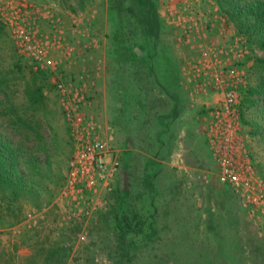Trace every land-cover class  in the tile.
Here are the masks:
<instances>
[{
    "label": "rangeland",
    "instance_id": "374dc122",
    "mask_svg": "<svg viewBox=\"0 0 264 264\" xmlns=\"http://www.w3.org/2000/svg\"><path fill=\"white\" fill-rule=\"evenodd\" d=\"M111 1L113 0H82V2L78 0H0V23H2L0 30V148H3L0 168H11L10 161L5 157L9 149H12L18 157L15 169L23 173L24 177L29 180L34 177L30 174V167L45 173L51 169L54 182L48 183V187L55 183L60 185L50 202H46L45 199V202H40V207L27 204L19 223L10 227H0V252L5 259L11 258V264H85L86 260H92L95 264H110L107 257L110 246L108 242L101 240L103 232L102 228H97L98 215L108 209L111 194L117 185L121 186L122 192L131 191L133 188L130 184L132 181L130 170H126L121 162L125 150L124 137L119 133V127L113 125L108 110L112 80L117 79L116 88L120 89V85L126 84L124 73L127 72V69L121 66L126 64L128 68V63L120 60L121 56L112 58L110 54V39L114 38L118 32L115 28L117 24L114 20L112 21L109 13ZM124 1L128 3V0ZM12 4H17L18 7L21 6L20 4L26 6L29 24L37 26L41 33L51 36L61 30L66 39L68 38L67 41L70 39L68 43L74 44L70 36L72 32H75L74 39L81 40L74 44L75 50L71 53V56L74 55V59L78 61L72 65L73 67H66L65 71H61L64 73L61 79L68 81L81 71V68L75 70L79 65H83L88 73L98 75L93 79L95 84L89 92V111L97 115L102 123L112 130L111 144L119 158L120 167L110 187L102 190L100 198L93 202L91 214L88 216L79 215L72 203L60 198L67 162L72 153V143L54 90L57 74L51 70L35 68L31 60L16 50L12 28L5 24L6 16L11 15ZM130 5L136 7L134 4ZM68 6L75 10L71 11ZM144 9L148 11L147 4ZM225 23L227 28L230 26L234 33L245 41L248 60L244 58L243 63L245 60L246 62L243 65L244 69L248 70L251 65L253 67L256 58L264 57V52L249 45L245 35L230 23L216 0H155L151 21L148 19L146 23L147 30H135L133 44H130L131 50L134 48L138 56L142 55L139 49L141 47L144 51L145 64L151 58L150 64L157 70V72L153 71L150 64L145 67L143 63L129 65L132 72H135L137 68H143L142 76L144 77L147 72L152 74L153 78H146L145 84L148 99L154 100L153 94L157 93L156 90L149 94L148 88L158 87L157 84L164 87L166 84L165 80H161L163 75H160L165 56H170L178 62L180 89L186 95L192 93V85L187 82L185 71L200 58L201 49L209 48L211 45L219 47L224 43L228 35L225 31L227 30L224 27ZM57 53L61 52L57 50ZM57 53L52 54V57L59 64L61 58L64 65L63 53ZM158 80L160 82H157ZM249 82L253 86L254 79ZM135 89H137L136 85ZM193 95L195 94L191 96ZM207 98L208 96L204 100ZM189 108L183 115L185 120L183 130H195V124L192 123L194 114ZM246 116L248 121L253 119L261 124L258 131H255L252 126H242L241 131L251 165L252 162L260 164L264 162L263 112L261 108H255ZM254 131L257 133L252 134ZM186 143L190 147L193 146L191 137L187 138ZM139 145L141 142L135 140L129 151L133 164L132 170L142 171L143 161L137 160L136 155ZM29 161L34 164L31 165ZM188 162L193 165L192 173L185 174L176 168L175 177L182 183V187L176 195L172 196L173 199H170L171 193L166 198L171 201L170 207L168 205L170 213L167 218L165 216L163 218L170 223L173 235L177 240H181L183 233L186 232L187 237L196 240L194 244L196 246L192 248L193 251H190L191 256L200 248L208 253L207 248H221L222 240L229 245L232 242L235 243L237 239L242 243V249H240L242 263L264 264L262 226L259 223L254 224L230 190L219 189L222 186L215 178L213 165L211 169L198 168L197 157H193L191 153L188 155ZM257 177L264 185L262 178L258 175ZM33 185L38 187V182L35 181ZM162 195L159 193L157 196L158 202L162 200ZM144 199L146 197H143ZM33 210L34 216L28 219L27 213ZM196 216L200 220H197ZM210 218H213L211 225H217V230L213 232L218 233L219 237L205 248L201 247L206 236L205 225L202 222ZM171 223L174 224L171 225ZM194 224L197 225L194 226L196 229L192 231L186 229L187 226ZM180 226L184 229L181 234L180 231L176 234L175 228L179 230ZM81 235L84 236V241L79 240ZM169 235L170 239H173L174 236ZM219 241L221 243H217ZM154 249L161 253L164 251L161 245L155 246ZM211 260L216 262L214 259ZM190 264L198 263L193 261Z\"/></svg>",
    "mask_w": 264,
    "mask_h": 264
},
{
    "label": "trees",
    "instance_id": "16d2710c",
    "mask_svg": "<svg viewBox=\"0 0 264 264\" xmlns=\"http://www.w3.org/2000/svg\"><path fill=\"white\" fill-rule=\"evenodd\" d=\"M216 1L230 23L245 35L249 45L264 52V0ZM145 4L148 5V11L144 9ZM154 4L155 0H128V3L124 0H113L109 7L110 16L117 24L115 28L118 30L116 36L110 39V54L112 58L121 56L120 60L123 63L127 62L128 68L126 64L121 66L127 69V72L124 73L126 84L120 85V89L116 88L117 79L112 80L108 110L113 125L119 127V133L124 137L125 150L121 162L126 170H130L132 179L130 184L133 188L126 192H122L119 185L114 188L108 209L98 215L97 228H102L103 232L101 240L108 242L110 246L107 252L110 264H190L193 261L198 264H244L240 250L242 243L237 239L235 243L232 242L229 245L222 240L221 248H207L219 237L218 233L213 232L217 230V225L212 226L210 223L213 218L202 222L205 225L206 236L201 247L207 248L208 253L200 248L193 256L190 251H193L192 248L196 246L194 245L196 240L187 237L188 233L185 230L182 239L177 240L170 223L165 219L170 213L168 205L170 207L171 203L166 200L167 195L171 193L170 199H173L172 196L176 195L182 187V183L175 177V170L169 168L166 163L175 149L179 131L185 127L183 115L187 112L188 101L185 92L179 86L180 73L176 59L165 56L163 60L164 66L160 75H163L161 80L166 81L165 86L161 87V84H157L158 87L147 89L149 94L157 90V93L153 94L154 100L148 99L145 88L146 78L152 79V74L147 72V77H144L142 76L143 68H137L135 72H132L129 67L131 63L139 65L143 63V67L150 64L151 58L145 64L142 48L139 47L142 55L138 56L134 48L131 50L130 44H133L135 30H147L146 23L148 19L151 21ZM68 7L71 11L75 10L71 6ZM1 26L2 23H0V30ZM153 71L157 72L154 68ZM247 72L249 80L254 79V84L252 86V83L248 82L246 89L243 90L240 120L243 126H252L255 131H258L261 124L252 118L248 121L246 115L255 108H261L264 116V57L256 58L253 67L251 65ZM132 82L136 83L137 89L131 84ZM255 131L252 134L257 133ZM135 140L141 142L136 155L137 160L143 161L142 171L132 170L129 149L133 147ZM262 140H264V134ZM1 153L3 148H0V163H2ZM191 154L197 157L198 165L205 168L212 167L213 161L205 142L201 145L194 144ZM5 158L10 161L11 168H0V227H10L19 223L27 204L40 207V202H45V199L46 202H50L58 186L60 187L58 183L48 187V183L54 182L51 169L45 173L30 167V174L34 177L29 180L15 169L18 157L12 149H9ZM28 163L34 164L32 161ZM252 168L264 182V162L260 164L252 162ZM35 181L38 182V187L33 185ZM219 189L227 191L228 188L222 186ZM159 193L163 194L160 202L156 200ZM42 197L43 200H41ZM143 197L146 199L143 200ZM196 219L200 220L198 217ZM194 226L197 225L187 226L186 229L192 231L196 229ZM183 229V226H180L179 230L175 228V233L180 231L181 234ZM169 234L174 236L173 239H170ZM238 242L239 244L236 245ZM160 245L164 250L162 253L154 249L155 246ZM10 259H5L0 252V264H11ZM85 264L95 263L92 260H86Z\"/></svg>",
    "mask_w": 264,
    "mask_h": 264
},
{
    "label": "built area",
    "instance_id": "2783aa9c",
    "mask_svg": "<svg viewBox=\"0 0 264 264\" xmlns=\"http://www.w3.org/2000/svg\"><path fill=\"white\" fill-rule=\"evenodd\" d=\"M20 5L10 6L11 15L6 16L5 24L12 28L15 48L21 55L31 60L35 68L57 74L54 90L72 143L60 198L72 203L79 215L88 216L93 202L100 198L102 190L110 187L120 167L111 144L112 130L89 111V92L98 75L88 73L84 67L68 81L61 79L64 75L61 71L77 62L71 56L75 45L68 43L70 39L67 41L61 30L51 36L41 33L37 26L29 24L28 9ZM225 31L226 42L201 49L200 58L185 75L193 94L218 93L215 104L208 110L205 127L215 178L232 192L243 211L264 231V185L252 168L241 135L240 103L247 87L243 65L247 47L230 26ZM57 50L63 53L64 65L61 58L59 64L52 57ZM34 214V210L27 213V218ZM79 240L84 241V236H79Z\"/></svg>",
    "mask_w": 264,
    "mask_h": 264
},
{
    "label": "crops",
    "instance_id": "0c3cea01",
    "mask_svg": "<svg viewBox=\"0 0 264 264\" xmlns=\"http://www.w3.org/2000/svg\"><path fill=\"white\" fill-rule=\"evenodd\" d=\"M226 25L227 24L225 23L224 24L225 28H227ZM213 33L217 34L216 32H213ZM74 36L75 35L73 33L70 36L72 39L71 41L74 44L77 42H81V40H79V39H74ZM214 39H216V38H214ZM78 68L82 69V68H84V66L79 65L75 68V70L76 71L79 70ZM245 74H246V83L248 84L249 74L247 72V68L245 70ZM192 94L193 93H189L188 95H186V97H187L188 104L192 103L191 105H188V108L190 107L189 108L190 112L194 114L193 118H192V123L195 124L194 125L195 130L194 129L193 130L192 129L191 130L181 129L179 131V134H178L177 140H176L175 149L173 150L169 161L166 163V165L169 168H171L173 170H175L177 168V170H181V172H184L185 174L192 173L191 169L193 168V165L188 162V155H189V153H191L192 146L190 147L186 143L187 138L191 137V142L193 143V145L196 143L201 145L202 143L205 142L207 150L210 154V151H209V148L207 145L205 127H206L208 119H209L208 110L215 104V102L219 96L218 93H212V92H208L207 94L196 93L195 95L191 96ZM207 96H208V98L206 100H204V98ZM210 158H211V154H210ZM196 166L200 169H203V170L212 168V167L205 168V167H202L200 165L198 166V164H196ZM213 168H214V166H213Z\"/></svg>",
    "mask_w": 264,
    "mask_h": 264
},
{
    "label": "water",
    "instance_id": "95a60500",
    "mask_svg": "<svg viewBox=\"0 0 264 264\" xmlns=\"http://www.w3.org/2000/svg\"><path fill=\"white\" fill-rule=\"evenodd\" d=\"M136 52L139 53L138 50H136Z\"/></svg>",
    "mask_w": 264,
    "mask_h": 264
}]
</instances>
